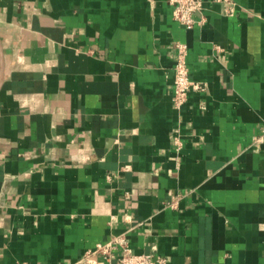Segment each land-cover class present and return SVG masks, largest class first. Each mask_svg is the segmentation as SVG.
I'll list each match as a JSON object with an SVG mask.
<instances>
[{
    "label": "crops",
    "instance_id": "obj_1",
    "mask_svg": "<svg viewBox=\"0 0 264 264\" xmlns=\"http://www.w3.org/2000/svg\"><path fill=\"white\" fill-rule=\"evenodd\" d=\"M194 19L168 0H0V264L117 238L167 264H264V0ZM178 44L202 90L176 109Z\"/></svg>",
    "mask_w": 264,
    "mask_h": 264
},
{
    "label": "built area",
    "instance_id": "obj_2",
    "mask_svg": "<svg viewBox=\"0 0 264 264\" xmlns=\"http://www.w3.org/2000/svg\"><path fill=\"white\" fill-rule=\"evenodd\" d=\"M172 7L173 19L186 30H191L196 21L195 14L202 9V0H168ZM187 48L183 44L176 45L175 61L173 66V105L179 109L187 100L190 90H202L200 84L190 81L186 64ZM258 145H264V128L254 141ZM120 249L121 254L114 264H167L166 259L151 254H134L127 246L123 238H117L111 242L98 245L94 250L85 252L73 264H99L97 256H101L105 264H111L112 251Z\"/></svg>",
    "mask_w": 264,
    "mask_h": 264
}]
</instances>
